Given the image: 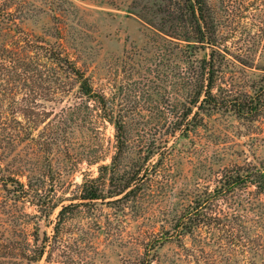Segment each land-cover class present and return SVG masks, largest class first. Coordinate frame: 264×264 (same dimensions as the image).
<instances>
[{
	"label": "rangeland",
	"instance_id": "1",
	"mask_svg": "<svg viewBox=\"0 0 264 264\" xmlns=\"http://www.w3.org/2000/svg\"><path fill=\"white\" fill-rule=\"evenodd\" d=\"M187 5L0 0V264H264V0Z\"/></svg>",
	"mask_w": 264,
	"mask_h": 264
},
{
	"label": "trees",
	"instance_id": "2",
	"mask_svg": "<svg viewBox=\"0 0 264 264\" xmlns=\"http://www.w3.org/2000/svg\"><path fill=\"white\" fill-rule=\"evenodd\" d=\"M186 1L188 2L186 12L188 13L189 18H190V20H189L190 24L192 23L194 25V29L192 31L194 34V37L186 36L185 41H190V39L194 38V40H193L194 42L202 43V44H204V43L209 44L208 39L206 38V32L202 30L203 29L202 25H200V21L202 23H204L203 11H204V6H205V0H186ZM192 20H194V23L192 22ZM201 64H202V70L206 71V75H207L206 82H207V84H206V90L204 92L205 97L201 100L199 108L202 105H204V103L208 102V98L211 97L210 90L212 87V80H213V76L215 73L213 70L214 66L212 63V55H211V59H209L208 61H206V58L204 57L201 60ZM80 86H81L83 93L85 95L89 96L90 95V88L88 87L86 81L81 82ZM199 96H200V94H197V96L195 97V100L193 102L194 104H197ZM122 139L123 138H121L120 135L117 133L116 140L119 144H122ZM114 165H115V161H113L111 163L110 167H112V166L114 167ZM102 168L103 169L107 168V166L102 167ZM260 179H261V183L259 184V188H260L261 192L264 194V171L262 172ZM20 187L22 188V186H20ZM82 192H83L82 193V199L83 200L95 201V200H99L102 197L99 190L93 186L84 185ZM130 193H131V191H128L125 194V196L129 195ZM118 194H120V193L118 192L116 195H118ZM63 211H64V209H62L59 212V215H61L60 217L63 216V214H64Z\"/></svg>",
	"mask_w": 264,
	"mask_h": 264
}]
</instances>
